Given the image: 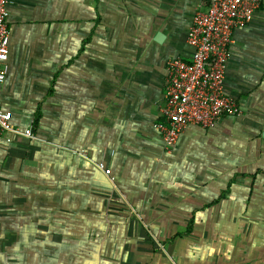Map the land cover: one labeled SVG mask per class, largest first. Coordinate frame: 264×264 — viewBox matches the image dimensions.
Instances as JSON below:
<instances>
[{
  "label": "crops",
  "instance_id": "0c3cea01",
  "mask_svg": "<svg viewBox=\"0 0 264 264\" xmlns=\"http://www.w3.org/2000/svg\"><path fill=\"white\" fill-rule=\"evenodd\" d=\"M260 6L226 62L240 115L166 150V65L190 60L198 0H15L0 102L34 139L0 137V264H264Z\"/></svg>",
  "mask_w": 264,
  "mask_h": 264
},
{
  "label": "built area",
  "instance_id": "2783aa9c",
  "mask_svg": "<svg viewBox=\"0 0 264 264\" xmlns=\"http://www.w3.org/2000/svg\"><path fill=\"white\" fill-rule=\"evenodd\" d=\"M203 8L195 13L186 37L190 60L171 59L166 65L163 105L164 122L155 125L164 149L176 143L190 125L213 129L224 116H239L236 103L224 94L226 62L232 33L248 26L260 10L262 0H198ZM15 0H0V86L7 72L9 33L8 7ZM12 115L0 102V137L5 134L34 139L32 125L13 128ZM100 169L104 166L98 165ZM106 175L110 171L105 169Z\"/></svg>",
  "mask_w": 264,
  "mask_h": 264
},
{
  "label": "water",
  "instance_id": "95a60500",
  "mask_svg": "<svg viewBox=\"0 0 264 264\" xmlns=\"http://www.w3.org/2000/svg\"><path fill=\"white\" fill-rule=\"evenodd\" d=\"M162 38H163V37H162V35H160V34H157V37H156V39H157V41H158V42H160V41L162 40Z\"/></svg>",
  "mask_w": 264,
  "mask_h": 264
},
{
  "label": "trees",
  "instance_id": "16d2710c",
  "mask_svg": "<svg viewBox=\"0 0 264 264\" xmlns=\"http://www.w3.org/2000/svg\"><path fill=\"white\" fill-rule=\"evenodd\" d=\"M37 121H38V116H36V119L34 120V125H33V127H35V125L37 124Z\"/></svg>",
  "mask_w": 264,
  "mask_h": 264
}]
</instances>
